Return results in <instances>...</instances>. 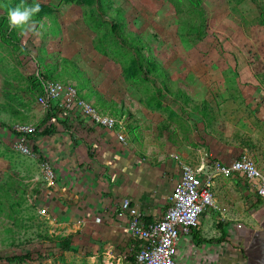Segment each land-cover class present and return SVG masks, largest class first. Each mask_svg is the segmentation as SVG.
Segmentation results:
<instances>
[{"label":"rangeland","instance_id":"1","mask_svg":"<svg viewBox=\"0 0 264 264\" xmlns=\"http://www.w3.org/2000/svg\"><path fill=\"white\" fill-rule=\"evenodd\" d=\"M39 2L32 30L21 31L9 27L8 10L33 0H0V127L11 131L38 119L33 85L49 76L74 85L99 109L126 113L132 142H172L176 131L184 137L199 130L243 148L264 172V123L257 116L264 105L256 104L264 101V0ZM11 135L0 128V264L53 246L46 258L14 264H131L72 246L59 250L66 238L36 213L34 178ZM234 193L235 213L218 205L226 223H245L230 256V264H245L241 250L261 230L264 206L250 207L239 183Z\"/></svg>","mask_w":264,"mask_h":264},{"label":"crops","instance_id":"2","mask_svg":"<svg viewBox=\"0 0 264 264\" xmlns=\"http://www.w3.org/2000/svg\"><path fill=\"white\" fill-rule=\"evenodd\" d=\"M262 100L256 104L262 102L263 108ZM257 116L264 123V109H259ZM15 124L36 126L28 143L40 159L51 166L54 174L50 187L34 179L31 181L37 193L36 209H47L45 217L53 230L69 239L72 247L97 253V257L104 259H126L130 247L137 244L127 230L128 216L119 215L124 199H130L145 222H155L165 212L168 197L180 180L181 164L198 167L214 161L229 163L243 151L237 145H226L199 130L184 137L176 131L172 142L151 136L152 139L138 138L135 142L127 138V144L123 145L111 131L94 125L80 112L52 114L39 109L35 121ZM41 124H44L43 129H51L49 134L38 132ZM10 138L15 141L13 134ZM21 160L35 178L38 174L35 165L24 158ZM238 183L248 199L245 202L253 207L256 198L247 193L242 180L236 177L214 179L216 202L228 214L239 209L237 193H234ZM215 220L214 213H206L201 217L199 230L181 237L176 260L181 256L186 264H230L233 236L236 233L243 237L246 227L237 230L235 224L224 221L217 229Z\"/></svg>","mask_w":264,"mask_h":264},{"label":"built area","instance_id":"3","mask_svg":"<svg viewBox=\"0 0 264 264\" xmlns=\"http://www.w3.org/2000/svg\"><path fill=\"white\" fill-rule=\"evenodd\" d=\"M35 101L43 113L51 110L80 112L94 125L111 131L121 144L126 145L128 142V115L99 109L82 98L73 86L46 80ZM11 130L15 136L14 151L19 157L33 163L38 171L34 182L39 181L43 186L50 187L54 179L53 170L28 143L29 137L36 132V126L13 124ZM217 177H236L242 180L247 193L254 198H260L264 206V172L247 155L241 154L229 163L214 161L198 167L181 164L180 180L175 183L168 197L167 208L159 220L145 222L143 215L132 206L130 199L123 200L119 215L128 216L127 230L131 239L137 243L130 247V254L126 259L132 258V264H177L176 249L181 237L199 230L204 214H216L218 222L225 220L214 194V179ZM35 211L39 216L47 215L45 207L35 208ZM235 227L237 230L245 228L242 223Z\"/></svg>","mask_w":264,"mask_h":264},{"label":"trees","instance_id":"4","mask_svg":"<svg viewBox=\"0 0 264 264\" xmlns=\"http://www.w3.org/2000/svg\"><path fill=\"white\" fill-rule=\"evenodd\" d=\"M40 76V75H39ZM52 78H50L49 76H41V80L39 81H36L35 82V86L33 85V87L34 88H37V89H39V91L40 92H42V87H43V83L46 81V80H51ZM65 85H70V86H73L74 88H75V86L74 85H72V84H70V83H64ZM78 91V90H77ZM78 93L80 94V96L82 97V98H84V96H83V94L80 92V91H78ZM91 103V102H90ZM91 104H93V103H91ZM94 105V104H93ZM96 106V105H95ZM106 110V109H105ZM60 111H57V110H51V111H49V113H52V114H56V113H59ZM115 113H120L121 111H114ZM2 130H4V131H6L7 133H9V132H11V134H13L12 133V130L10 131V129L8 128V127H6V126H1L0 127ZM11 128V127H10ZM39 129H40V131H38V132H40V134L41 135H47V134H49L50 133V131H51V129H48V128H46V129H43L44 128V124H41L39 127H38ZM42 129H43V131H42ZM5 133H3V135H4ZM15 137V136H14ZM34 152H35V150H33ZM263 205V202H262V200L260 199V198H256V203L254 204V206L255 207H260V206H262ZM60 248H59V250H63V251H68V250H70L71 249V241L69 240V239H64L63 241H62V243H61V245L59 246ZM42 249V248H41ZM53 249H54V246L53 247H50V248H44L43 247V249L42 250H38L36 253H34V254H31V253H26V254H21V255H12V256H9V257H6V258H3L2 260H4L6 263H8V264H14V263H16V262H20V261H23V260H27V261H32L33 260V258L35 257V260H38V259H43V258H46V257H48V256H50L52 253H53ZM56 249H58V248H56ZM242 257H243V259L245 260V261H247L246 260V258H245V256H244V254H243V252H242ZM175 260H176V258H175ZM128 261L132 264V262H133V259L132 258H129L128 259ZM177 261V260H176ZM246 264V263H245Z\"/></svg>","mask_w":264,"mask_h":264},{"label":"clouds","instance_id":"5","mask_svg":"<svg viewBox=\"0 0 264 264\" xmlns=\"http://www.w3.org/2000/svg\"><path fill=\"white\" fill-rule=\"evenodd\" d=\"M41 10L39 0L24 6H16L8 10V25L10 28H19L21 31L32 30L35 18Z\"/></svg>","mask_w":264,"mask_h":264},{"label":"water","instance_id":"6","mask_svg":"<svg viewBox=\"0 0 264 264\" xmlns=\"http://www.w3.org/2000/svg\"><path fill=\"white\" fill-rule=\"evenodd\" d=\"M243 254L247 264H264V222L261 230L256 231L250 239L249 250H244Z\"/></svg>","mask_w":264,"mask_h":264}]
</instances>
